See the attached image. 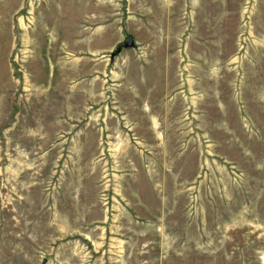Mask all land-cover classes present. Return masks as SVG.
I'll return each mask as SVG.
<instances>
[{"label":"rangeland","instance_id":"1","mask_svg":"<svg viewBox=\"0 0 264 264\" xmlns=\"http://www.w3.org/2000/svg\"><path fill=\"white\" fill-rule=\"evenodd\" d=\"M0 264H264V0H0Z\"/></svg>","mask_w":264,"mask_h":264},{"label":"water","instance_id":"2","mask_svg":"<svg viewBox=\"0 0 264 264\" xmlns=\"http://www.w3.org/2000/svg\"><path fill=\"white\" fill-rule=\"evenodd\" d=\"M133 41L130 37L126 38L123 43L119 44L114 53H119L122 49H129L133 47Z\"/></svg>","mask_w":264,"mask_h":264}]
</instances>
